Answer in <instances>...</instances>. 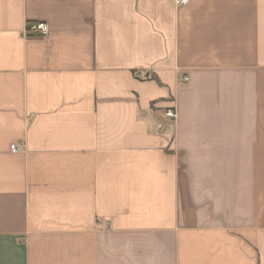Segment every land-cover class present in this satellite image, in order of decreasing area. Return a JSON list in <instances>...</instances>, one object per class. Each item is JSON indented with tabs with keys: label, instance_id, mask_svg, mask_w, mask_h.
Here are the masks:
<instances>
[{
	"label": "crops",
	"instance_id": "obj_1",
	"mask_svg": "<svg viewBox=\"0 0 264 264\" xmlns=\"http://www.w3.org/2000/svg\"><path fill=\"white\" fill-rule=\"evenodd\" d=\"M0 264H264V0H0Z\"/></svg>",
	"mask_w": 264,
	"mask_h": 264
},
{
	"label": "built area",
	"instance_id": "obj_2",
	"mask_svg": "<svg viewBox=\"0 0 264 264\" xmlns=\"http://www.w3.org/2000/svg\"><path fill=\"white\" fill-rule=\"evenodd\" d=\"M190 0H175V4L177 6H185L189 3ZM50 32L49 25L45 22H38L31 24L26 31L27 36H34V37H46ZM176 112L172 109H168L165 112V117L170 120L174 121L176 119ZM12 152H18L19 149L13 145L11 147Z\"/></svg>",
	"mask_w": 264,
	"mask_h": 264
}]
</instances>
